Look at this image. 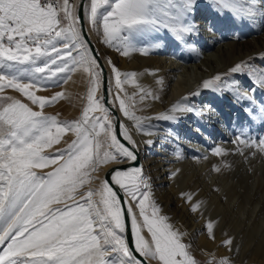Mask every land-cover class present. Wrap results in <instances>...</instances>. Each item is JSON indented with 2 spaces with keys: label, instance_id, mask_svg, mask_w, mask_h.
Listing matches in <instances>:
<instances>
[{
  "label": "snow or ice",
  "instance_id": "6c2138e0",
  "mask_svg": "<svg viewBox=\"0 0 264 264\" xmlns=\"http://www.w3.org/2000/svg\"><path fill=\"white\" fill-rule=\"evenodd\" d=\"M212 2L218 14L228 13L235 21L254 22L258 15L264 16V8L258 7L264 0ZM193 8L194 0H90V4L82 0V15H77L76 6L69 0H0V101H9L0 110V264H198L190 245L183 242L184 234L168 223V217L161 215L160 208L150 200L149 182L141 167L135 165L136 145L127 128L120 125V136L131 148L118 139L115 123L103 103L104 95L96 98L100 84L108 86L110 81L99 54L80 27L87 22L98 33L102 29V42L128 56L137 50L133 43L136 38L162 32L180 39L191 35L195 30ZM107 64L117 90L113 96L107 88L109 102L118 101L123 115L150 135L119 94L132 78L127 74L122 78L111 58ZM77 67L90 74L93 85L80 120L64 122L45 115V107L54 104L61 94L46 98L37 92L66 82ZM245 69L255 87L248 89L235 83L231 91L237 100L248 99L256 88L264 90V68L256 70L239 62L230 72L244 73ZM220 81L217 75L204 81L203 86L208 89ZM8 89L22 94L39 110L3 95ZM151 95L145 93L141 100ZM96 111L103 117L90 115ZM190 111V106L176 104L170 113L157 119L173 120L177 113ZM67 132H74L76 139L65 149L55 156L42 154L59 144ZM237 141L249 143L240 137ZM259 146L264 152V140ZM214 154L223 155L224 151L216 147ZM60 160L63 163L52 172L34 171ZM129 162L133 166L113 169L98 191H81L100 165ZM110 184L118 186L127 198L124 203L129 205L126 212L134 251L124 235L122 197ZM95 196H99L102 209ZM187 199L190 201L191 196ZM133 205L139 210L138 216ZM144 229L151 242L141 234ZM206 229L214 239L213 224L208 223ZM232 244L231 238L224 241L225 246ZM219 264L230 261L221 259Z\"/></svg>",
  "mask_w": 264,
  "mask_h": 264
},
{
  "label": "bare ground",
  "instance_id": "6f19581e",
  "mask_svg": "<svg viewBox=\"0 0 264 264\" xmlns=\"http://www.w3.org/2000/svg\"><path fill=\"white\" fill-rule=\"evenodd\" d=\"M203 1L204 0H198L197 4L196 2L195 4L197 6L204 7V4L202 3ZM69 2L70 4L76 6L75 11L77 13L80 0H69ZM207 2L210 4L212 3V0H207ZM198 19V21L202 23L201 25L204 30V34L208 36V40L210 42L208 49H210L211 53L205 51L209 54H202L200 57L197 56L194 60H192V62L182 63L180 67H178L175 53L172 51L171 53H165L163 51L166 49H163L159 51L158 54H145L143 52V47L148 46L150 49L153 47L155 49L157 45H159L160 40L167 38V35L169 34L167 32L137 38V40L133 41L137 50L130 52L128 56H123L118 53L115 48L111 47L102 49L91 30L90 23L86 22V27L92 42L96 45L98 53L100 54L103 66L108 75V80L110 81V85H108V87L111 88L113 96L115 82L111 75L110 67L107 64V60L109 58H111L121 70L122 78L124 74H127L132 78L123 84L124 91L119 94L126 99L129 110L138 114L137 117H139L142 122L141 127H143L146 131H150V135L141 132L136 126V121L128 119L123 115L119 109L118 101L109 102V106H106L104 101L103 103L104 106L109 109L110 118L114 122L119 120L120 123L127 128L132 140L135 142L136 147L134 151L135 154L140 157L141 165L139 167L142 169V174L148 179L150 187L147 191H149L151 199L157 200L156 202L159 204L164 202L161 204L162 208L160 210L163 211L161 215L166 212L168 213L167 208L170 204L175 205L176 211L188 220V222L186 220V222L183 221L178 223L176 227L179 232L184 234L183 238L188 240L192 246L198 250L203 258H217L218 260H221L226 258L227 254L230 253V251L224 246L226 236L225 233L230 234L232 233L230 231H237L240 228L242 216L244 215L245 210H247L251 216L255 214L259 215L262 220V224H264V178L256 179L253 177V174L251 175L250 173V168L252 167L259 169L260 167H263L260 163L263 160V157L261 156L264 152H260V150H258L255 146L257 150L253 151L254 155L252 159L250 158L246 160L247 158L245 159L242 156H238L236 158V170L239 171L236 183H229L233 180V178H224L219 173L214 174L215 176L218 175L219 179L222 181L219 188L223 191L225 190L224 197L227 202V207L225 208L222 202L223 198H221L219 193L215 192L213 194H207L208 203L211 206L209 207V210H212L213 213L218 215L221 219L219 228L217 229L218 231L214 233L215 238L211 239L208 236L206 225L208 223H212L213 220L206 219L205 215L202 216L191 213L188 205L184 202L185 200L178 196L179 188L177 186L192 184L193 189H195L201 185L202 181L198 174L201 170H203V168H205L206 165H211V160L215 158V155L211 151L207 158L200 161L198 160V162L193 161L194 156H198V152L193 151L191 146L185 143V139L183 140L180 138V136H183L184 134L186 135L185 129H189V123L192 118L191 115L186 112L177 113L182 114V117L178 120H168V124L164 126H162L160 119H157V117L170 113V110L176 104L186 105V98L184 95H186V88L191 78L194 77L196 81L195 84H197L198 87H203L204 81H206L204 76L221 75L219 70L223 64H225V61L233 63L237 58L244 59V57L251 54L259 55L258 53L260 50L264 49V45L259 44L258 40L255 39L253 31L250 34V37H254L253 40H250L252 42H249L251 45L245 43L242 46L235 43V41H230L231 39L224 37L222 34L216 33L212 29L214 22H212V19L208 17L204 10L200 11ZM247 23L249 22H246V24ZM246 24L239 27L238 31H243ZM257 26H259L258 30L263 31V38H261V41L264 42V18L258 20ZM165 46L163 45L162 47ZM227 52L229 57L222 56ZM173 60L175 62H173ZM209 64L211 66H209ZM222 68L225 67L223 66ZM194 70L199 71V73L194 74L193 76L189 75L192 72L194 73ZM82 73L83 75H86L87 72L83 70ZM233 79V85L237 82L242 85V82L236 80L235 77ZM229 89L231 90L232 88ZM145 93H151L152 95L145 96V98L141 100V96ZM223 93L229 94L230 92L224 90ZM102 94L103 82L100 84L99 98ZM129 96L131 98L134 96V100L129 101ZM199 96L203 99L202 102L205 105L204 107L207 113V119L212 122L211 125L213 126L211 127L218 128L213 132V138L211 136L212 140H216L214 145L219 147V142L223 140H225V142H229V131L224 129L226 126L227 116H223L222 118L219 115L221 110L218 107L213 106L212 102L215 98L212 97V94L205 96L200 94ZM249 97L250 99L255 100L259 108L256 112L251 114L250 120L255 119V121H263V99H257V97H254L252 94ZM226 107L229 113H232L235 109L233 104H229ZM114 112H116L117 118H115ZM236 115L238 116L240 113L237 112ZM252 124L254 125V122H252ZM159 127H161V129H158ZM170 127L172 128L169 129ZM157 129L159 131H157ZM168 132L172 134L171 137L168 135ZM70 136H72V134H70ZM123 141L127 143L126 146L130 148L132 147V145L128 144L126 140L123 139ZM214 145L208 144L207 146L212 150L214 149ZM228 145L229 144L227 143V146ZM181 146L183 147V151L179 152V148ZM172 147L177 148V150L174 151ZM247 152L248 151H245V153ZM201 156H203V154ZM198 158L199 157H197V159ZM194 160L197 161L196 159ZM131 166H133L131 162L119 165L111 163L106 164L101 168L99 173H92V179L88 189L98 191L105 180V175L109 169H125L124 167L128 168ZM154 186H156V188H154ZM201 187L207 190L205 184L201 185ZM93 199L99 205V196H95ZM99 207L102 209V205H99ZM224 225L228 226L226 230H223ZM262 254H264V250L262 251ZM260 259L262 260L259 262L251 260L249 264H264V255H262V258Z\"/></svg>",
  "mask_w": 264,
  "mask_h": 264
},
{
  "label": "rangeland",
  "instance_id": "374dc122",
  "mask_svg": "<svg viewBox=\"0 0 264 264\" xmlns=\"http://www.w3.org/2000/svg\"><path fill=\"white\" fill-rule=\"evenodd\" d=\"M197 1L194 0V8L192 10L193 13L191 15L192 22H194V28H195V30L191 33V35L186 36L184 39H180V38H174L171 34H168L167 38L160 40L159 46H157L155 49L154 47L150 49L147 46V47H143V52L145 54H153V53L158 54V52L163 49H166L165 51H163L165 53H169V52L171 53L172 51L175 53V58L177 59V63H178L176 64L178 65V67H180L182 63H187L190 61L192 62V60H194V58H196L197 56L200 57L202 54H206V55L209 54L205 51L210 52V49H208L210 42L208 40V36L204 34V30L202 29V25H201L202 23L198 21L199 20L198 14L200 13L201 10H204L205 13L208 15V17L212 19V22H214L212 29L216 33L222 34L224 37L231 39L230 41H235V43L241 46L245 43L251 45V43L249 42H252L250 40H253L254 37H250V34L253 31L255 34V39L258 40L259 44L264 45V42L261 41V38H263L262 35L263 31L258 30L259 26H257L258 20L263 19L264 16L258 15L255 18L254 22H249L246 24V22L248 21H235L228 13H225L224 15L218 14L215 10V6L213 2L210 3L211 4L210 5L207 2V0H204L202 2L204 4L203 7V6H197L196 5ZM51 2L62 3V0H51ZM258 7L264 8V4L258 3ZM244 24H246L245 25L246 27H244L243 31L239 32L238 31L239 27H242ZM90 27L95 37L97 38L100 47L102 49L111 48L102 42L103 40L102 29L101 32L98 33L97 30L93 28L91 24ZM135 40H137V38L134 39V41ZM163 45L166 46L162 47ZM258 54L259 55L257 54L248 55L247 57H244V59L237 58L233 63H230L229 61H225V64H223L225 68H222L223 67L222 66L219 70V72H221V75L218 74L221 76V81L217 82V84L213 85L208 89H205L204 86L198 87L197 84H195L196 81L194 77L191 78L186 88L187 90L185 92L186 95H184V97L186 98V105L190 106L193 109V111L186 112L187 114L191 115L192 118L189 123V129L188 128L185 129L186 135L184 134L183 136H180V138L183 140L185 139V143L189 144L193 151L198 152L197 157L199 158L197 159V157L194 156L193 158L194 162H198V160L200 161L203 160L204 158H207L210 155L209 153L211 151L214 153V149L216 148L214 143L216 142V140H212L211 136L213 135L215 129L216 130L218 129L217 127L215 128L211 127L213 126L211 125L212 122L207 119V113L204 107L205 105L202 102L203 99H201L199 95L202 94L205 96L208 94L209 95L212 94V97L215 98V100L212 102L213 106H216L221 110V112H219V115L222 118L223 116H227L226 126L224 127V129L229 131V137H228L229 142H225V140H223L219 142L220 144H218L219 147L224 151V154L223 155L214 154L215 158L211 160V165L210 164L206 165L205 168H203V170H201V172H199L198 174V176L202 181L201 185L205 184L207 190L205 188L203 189L201 185H199L195 189H193L192 184L177 186L179 188L178 196L181 199L185 200L184 202L188 205L190 211L194 206L199 205L198 210L195 212L191 211V213L202 216L205 215L206 219L213 220L212 224H213L214 233L218 231L217 229L219 228L220 225L219 223L221 219L219 218L218 215L214 214L212 210H209V207L211 206L208 203L207 194H211V193L213 194L215 192L219 193L221 198H223L222 202L225 208L227 207V202L224 197L225 190L223 191L219 188L222 181L221 179H219L218 175L215 176L214 174L219 173L224 178L225 177L229 179L233 178V180L230 181L229 183L230 184L231 182L236 183L237 181L236 178H238L239 176V171L236 170V166H237L236 158L238 156H242L245 159L247 158L246 160L250 158L252 159L254 155L253 151L257 149L260 150L259 142L261 140H264V118L263 121L260 120L255 121V119L250 120L251 114L259 109L258 104L255 102V100L250 99V97L245 100H237L234 97L232 91L229 89L234 87V85L232 84L234 77L236 80L242 82V85L248 89L255 87L247 75V71H248L247 69H245L244 73L234 74L230 72V68L239 62H244L245 64H249L256 70L264 68V49L260 50ZM222 56L229 57L228 52ZM173 62L175 61L173 60ZM209 66L211 65L209 64ZM82 72H83V68L77 67L76 70L71 73L70 78L66 82H63L59 86L45 88L37 92V95L44 96L46 98H51L52 96H55L57 93L61 94L60 98L54 104L45 107L44 109L45 115L56 116L58 121H64V122H74L80 120L81 116L83 115V110L85 107H87L88 104L87 101L88 92L90 88L93 86L90 83V74L87 72L86 75H83ZM197 73H199V71L194 70V73L192 72L189 75L193 76L194 74ZM215 76L214 75L204 76V78L205 80H211ZM224 90L230 93L224 94L223 93ZM99 93H100V86L96 93L97 99H99ZM115 94H117V90L114 88V95ZM251 94L254 95V97H257V99L258 98L260 100L263 99V104H264V90L256 88L254 93H250V95ZM3 95L12 97L13 99L20 100L22 103L28 104L30 107H33V110H39L36 106L31 105V102L28 101L26 97L11 89L6 90ZM132 100H134V96L132 98L129 96V101ZM8 102L9 101H0V110H2V107ZM229 104H233L235 107L232 113H229L226 107ZM237 112H239L240 115L237 116L236 115ZM90 115L96 117H103L104 114L99 111H96L94 113H90ZM134 115L137 116L138 114L134 113ZM181 117L182 114H176L175 119L178 120ZM160 121L162 123V126L168 124V121L165 120H160ZM252 122H254V125L252 124ZM171 128L172 127H170L169 129ZM158 129H161V127H159ZM158 129L157 131H159ZM70 134H72V136H70ZM168 135H170L171 137L172 134L168 132ZM238 137L249 141V143L247 144L238 143L237 141ZM75 139H76V135L74 132H67L61 138L59 144H54L50 148L45 149L42 154L45 156H55L58 150L65 149L67 145ZM100 139L101 140L104 139L103 134L101 135ZM227 143L229 144L228 146ZM208 144L214 145V149L211 150V148L207 146ZM255 146L257 147V149ZM182 148H183L182 146L179 148V152L183 151ZM172 149L174 151L177 150V148L175 147H172ZM244 150L248 152L245 153ZM202 154L203 156H201ZM261 157H263V160L260 163V165L263 167H260V169L253 167L250 168L251 175L253 174V177H255L256 179L264 178V154ZM194 159H196L197 161H195ZM60 163H63V161L62 160L56 161L55 163L50 164L42 169L41 168L34 169V171H36L37 174H47L49 172L54 171L55 168ZM105 165L106 164L100 165L97 168V170L93 172L99 173L101 168L104 167ZM216 168H219L220 171L217 172L215 170ZM90 182L86 183L85 186L81 189V191L86 193L90 185ZM154 188H156V186H154ZM189 196H191L190 201L187 199V197ZM150 200L153 201L157 207H160V209L162 208L161 204H163L164 202L159 204L158 202H156L157 200H153L151 199V197ZM135 210L138 216L139 213L138 208H135ZM148 211L150 213L151 209L149 208ZM167 211L168 213L167 212L166 213L168 215L166 213L163 215L168 217V223L172 224L175 229H177L176 227L178 223L183 221L186 222L187 218L182 217L180 213L176 211L175 205L170 204L167 208ZM162 212L163 211L161 210L160 214H162ZM227 227H228L227 225L226 226L224 225L223 230H226ZM230 232H229L230 234L225 233L226 235L225 240L231 238L233 244L230 247L224 245L230 251V253L227 254V257L224 259H228L230 261V264H249L251 260L258 262L262 260L260 258H262V255H264L262 254V251L264 250V224H262V220L259 215L255 214L251 216V214L247 210H245V213L242 216V222L240 228L237 231H230ZM141 234L145 237L146 240L151 242L150 234L147 233L146 229H144ZM183 242L190 245V252L194 257V259L198 261V264H219L220 260H218L217 258L214 259L203 258V256L198 252V250L194 246H192V244L188 240L183 238ZM2 247L3 246H0V248Z\"/></svg>",
  "mask_w": 264,
  "mask_h": 264
},
{
  "label": "water",
  "instance_id": "95a60500",
  "mask_svg": "<svg viewBox=\"0 0 264 264\" xmlns=\"http://www.w3.org/2000/svg\"><path fill=\"white\" fill-rule=\"evenodd\" d=\"M81 3H82V0H80V2H79V6H78V9H77V15H82L81 10H80ZM80 27L87 34V38L90 41V44L93 47L95 53H98V50L96 48V45L92 42V40H91V38H90V36L88 34L87 27H86V22L82 23L80 25ZM98 58H99V62L103 65L102 60H101V57H100V54H99V57ZM104 72L107 75V72H106L105 68H104ZM107 77H108V75H107ZM107 88H108V86H106L105 83H103V95L105 97L104 98V103L106 104V106H109V98H108V90H107ZM114 116H115V118H117L116 112H114ZM114 123H115L116 131H117L118 139H121V142L122 143H125V145H126L127 143L125 141H123L122 137L120 136V125H121L120 121L119 120H116ZM135 165L136 166H140L141 165V161H140V157L139 156H137V161L135 162ZM124 168H127V167H124ZM113 169H115V168H111V169H109L107 171V173L105 175V178H106V176L108 174L111 173V171ZM110 186H112L113 189H114V191H117L118 195H120L122 197L121 207H122V209L125 212V217H124V219H125V226H126L125 237H126L128 243H129V247L131 249H133V251H134V239H133V237L131 235V230H130V218L127 216V212H126V209H127L128 205L124 203V201L126 200V198L123 197V194L120 192V189L118 188V186H116L114 184H110ZM134 254H136V253L134 252ZM136 255L138 256V254H136Z\"/></svg>",
  "mask_w": 264,
  "mask_h": 264
}]
</instances>
